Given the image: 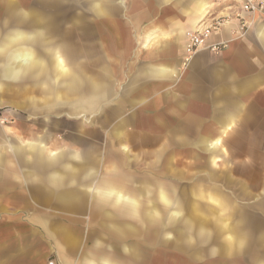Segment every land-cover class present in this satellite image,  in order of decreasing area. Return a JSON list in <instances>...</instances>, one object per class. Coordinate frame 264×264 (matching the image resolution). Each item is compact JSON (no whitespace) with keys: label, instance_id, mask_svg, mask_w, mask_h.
<instances>
[{"label":"crops","instance_id":"1","mask_svg":"<svg viewBox=\"0 0 264 264\" xmlns=\"http://www.w3.org/2000/svg\"><path fill=\"white\" fill-rule=\"evenodd\" d=\"M244 1L68 0L62 3L64 14L32 8L11 15L22 22L21 32L34 28L58 38L65 58L55 61L63 72L56 68L53 88L44 86L51 81L43 79L36 90L38 104L52 98L53 107L13 112L17 126L39 118L43 129L22 139L7 138L6 187L0 189L5 198L0 210H9L13 202L42 214L34 226L41 230L38 243L49 246L50 261L137 260V253L110 252V245H125L127 214L140 218L137 175L145 174H137V160H195L215 148L255 147L254 134H264V15L243 14L248 23L244 34L237 35L234 20L208 41L225 43V49H203L185 60L188 32L208 12L219 17L233 7L235 13ZM38 64L28 61L22 68ZM30 75L33 81L40 74ZM16 83L21 105L34 99L22 82ZM75 101L87 102L84 113L73 109ZM82 116L85 120H79ZM15 128L9 127L11 132ZM173 196L158 194L168 208L163 231L167 222L181 220L192 230L188 210ZM251 209L263 215L264 200ZM154 214L145 211L148 219ZM199 234L211 237L203 228ZM4 238L7 247L0 260L29 259L9 252V230L0 232V241ZM260 238L264 241V235Z\"/></svg>","mask_w":264,"mask_h":264},{"label":"rangeland","instance_id":"2","mask_svg":"<svg viewBox=\"0 0 264 264\" xmlns=\"http://www.w3.org/2000/svg\"><path fill=\"white\" fill-rule=\"evenodd\" d=\"M66 1L68 0H0V189L6 187L7 138L22 139L23 134L25 137L36 135L43 129V121L39 118H32L30 120H34L33 122L17 126V118L13 112L18 107H53V101L48 102L52 98L39 105L36 90L41 81L44 85L45 80L51 83L44 86L53 88L52 79L58 68L55 61L60 56L65 59L61 53L62 43L58 42V38L46 32L32 31L34 28L26 27L25 30L29 32H21L22 22L11 20V15L32 11V8L39 13L64 14L67 11L62 3ZM46 28L49 29L48 24ZM23 56L30 57V63L40 61L41 64L30 69L22 68L28 63ZM63 65L66 66L67 63ZM35 71L41 76L38 75V79L32 81L30 74ZM57 71L63 72L59 68ZM7 81L10 82L9 90ZM16 82H22L34 99H28L27 96L28 100L21 105V98L16 93ZM48 95L51 96L52 93L49 92ZM72 104L76 112H85L87 102L75 101ZM82 119L85 120V117L82 116L79 120ZM12 126L16 127L14 132L9 129ZM226 144L229 145V142ZM262 144L264 145V134H254L255 147L249 149L215 148L210 150L213 153L202 150L208 154H200V158L195 160H137V174H145L137 175V192L141 194L142 208L140 218L137 217L135 221L127 214L125 245H110V252L124 251L127 257L133 256L131 253H137V260L126 259L111 263L264 264V241L260 238L264 235V214L254 213L251 209L253 203L264 200ZM152 174L167 176L172 180H156L151 177ZM160 191L174 195V201L180 202L188 210L184 213L188 212L192 219V230H188L184 226L185 221L181 220L167 222L169 228L163 231L162 218L168 208L158 198ZM1 199L5 198L0 197ZM10 199L13 201L14 198ZM193 208L196 210L193 211ZM145 211H154L155 218H146ZM40 215L42 214L37 212V208L13 202L9 210H0V232L9 230V252L29 258L0 260V264H49V246L42 240L38 243V236H42L41 230L34 226ZM21 218L22 223L18 222ZM132 225L137 227H131ZM202 228L210 231V238L200 236L199 230ZM6 241L5 238L0 241L3 243L0 245V257L5 256Z\"/></svg>","mask_w":264,"mask_h":264},{"label":"built area","instance_id":"3","mask_svg":"<svg viewBox=\"0 0 264 264\" xmlns=\"http://www.w3.org/2000/svg\"><path fill=\"white\" fill-rule=\"evenodd\" d=\"M227 9L228 14L221 15L219 17H211V13L208 12L204 19L198 24L196 29L188 32L185 48L186 63H188L200 50L210 49L213 52H221L225 49V43L221 42L208 45V41L213 34L220 32L232 21H238L237 35L244 34L248 29V23L243 18V14L264 15V0H245L235 13H232L233 7H229Z\"/></svg>","mask_w":264,"mask_h":264},{"label":"bare ground","instance_id":"4","mask_svg":"<svg viewBox=\"0 0 264 264\" xmlns=\"http://www.w3.org/2000/svg\"><path fill=\"white\" fill-rule=\"evenodd\" d=\"M22 58H25V59H27V61H29V60H30V57L23 56Z\"/></svg>","mask_w":264,"mask_h":264},{"label":"water","instance_id":"5","mask_svg":"<svg viewBox=\"0 0 264 264\" xmlns=\"http://www.w3.org/2000/svg\"><path fill=\"white\" fill-rule=\"evenodd\" d=\"M49 264H55L54 260L50 261Z\"/></svg>","mask_w":264,"mask_h":264}]
</instances>
